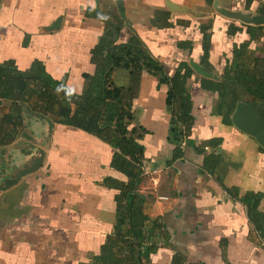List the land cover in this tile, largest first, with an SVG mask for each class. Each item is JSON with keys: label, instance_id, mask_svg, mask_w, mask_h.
<instances>
[{"label": "crops", "instance_id": "obj_1", "mask_svg": "<svg viewBox=\"0 0 264 264\" xmlns=\"http://www.w3.org/2000/svg\"><path fill=\"white\" fill-rule=\"evenodd\" d=\"M102 37L140 42L166 78L182 65L191 71L192 119L179 143L168 138V83L143 69L110 73L132 114L128 129H144L137 142L148 173L137 191L145 262L264 264V146L232 122L244 104L264 132V0H0V63L41 67L70 91H99ZM0 102L1 114L8 102ZM109 102L106 121L118 109ZM114 134L33 117L1 147L0 264H81L98 253L128 180L113 165L117 149L106 137ZM31 156L39 165L1 189ZM250 193L261 195L262 233L248 218Z\"/></svg>", "mask_w": 264, "mask_h": 264}, {"label": "trees", "instance_id": "obj_2", "mask_svg": "<svg viewBox=\"0 0 264 264\" xmlns=\"http://www.w3.org/2000/svg\"><path fill=\"white\" fill-rule=\"evenodd\" d=\"M114 30L117 32L118 28L114 27ZM108 33L105 36L110 35ZM94 50H104L107 61V68L101 71L99 91H94L88 84L82 92L76 93L70 91L62 80L51 79L41 67L36 71H25L18 69L11 59L0 63V101L8 102L7 110L0 114V149L20 136L24 121L33 117L48 118L99 136L111 127L114 137L106 139L117 149L113 165L128 180L118 198L113 231L106 236L98 253L92 254L87 262L81 264H147L144 258L148 257L150 248L144 247L143 242V227L147 217L142 211V195L137 191L143 159L142 146L137 139L142 136L144 129H128L132 114L129 107L121 103L119 90L110 86V73L120 66L131 70L143 69L158 76L160 82L168 83L166 104L171 113L168 138L179 143L188 133L192 119L191 104L185 87L191 71L182 65L173 76L166 78L161 75L160 66L140 42L135 40L113 44V40L102 37ZM84 77L89 78L86 74ZM234 79L241 81L247 78ZM260 80V94H264V76ZM224 94L222 92V96ZM109 101H114L118 109L113 113V119L107 122L104 117L110 110ZM260 199L261 195L258 193L243 197L249 220L262 233L261 214L258 210Z\"/></svg>", "mask_w": 264, "mask_h": 264}, {"label": "water", "instance_id": "obj_3", "mask_svg": "<svg viewBox=\"0 0 264 264\" xmlns=\"http://www.w3.org/2000/svg\"><path fill=\"white\" fill-rule=\"evenodd\" d=\"M255 113L257 112H253L252 115H256ZM232 122L241 130L254 134L257 140L264 146V132H262L260 127L258 126L259 123L253 121L252 116L244 112V104H239L236 107L235 111L232 114ZM27 154L30 155L29 153ZM32 158L33 156H31V160L22 170L18 171L12 177L8 178L7 181L4 182V184L1 186V189L14 183L20 176L32 172L39 165L40 162V158H38V160H32Z\"/></svg>", "mask_w": 264, "mask_h": 264}, {"label": "built area", "instance_id": "obj_4", "mask_svg": "<svg viewBox=\"0 0 264 264\" xmlns=\"http://www.w3.org/2000/svg\"><path fill=\"white\" fill-rule=\"evenodd\" d=\"M141 168H142V174L148 173V171L145 168V160H143V159L141 161ZM160 198H166V197L161 196Z\"/></svg>", "mask_w": 264, "mask_h": 264}]
</instances>
